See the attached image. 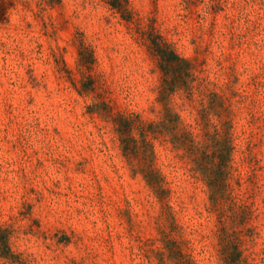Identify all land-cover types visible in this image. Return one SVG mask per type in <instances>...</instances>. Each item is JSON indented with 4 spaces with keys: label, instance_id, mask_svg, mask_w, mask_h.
<instances>
[{
    "label": "rangeland",
    "instance_id": "obj_1",
    "mask_svg": "<svg viewBox=\"0 0 264 264\" xmlns=\"http://www.w3.org/2000/svg\"><path fill=\"white\" fill-rule=\"evenodd\" d=\"M0 264H264V0H0Z\"/></svg>",
    "mask_w": 264,
    "mask_h": 264
},
{
    "label": "trees",
    "instance_id": "obj_2",
    "mask_svg": "<svg viewBox=\"0 0 264 264\" xmlns=\"http://www.w3.org/2000/svg\"><path fill=\"white\" fill-rule=\"evenodd\" d=\"M154 49L155 52L159 55V58H161L165 62L169 63L170 61L179 60V58H177V56L173 52L165 51L163 44L160 42L154 43Z\"/></svg>",
    "mask_w": 264,
    "mask_h": 264
}]
</instances>
